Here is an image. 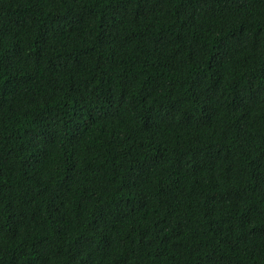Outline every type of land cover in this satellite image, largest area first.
Masks as SVG:
<instances>
[{
	"label": "trees",
	"instance_id": "1",
	"mask_svg": "<svg viewBox=\"0 0 264 264\" xmlns=\"http://www.w3.org/2000/svg\"><path fill=\"white\" fill-rule=\"evenodd\" d=\"M0 264H264V0H0Z\"/></svg>",
	"mask_w": 264,
	"mask_h": 264
}]
</instances>
